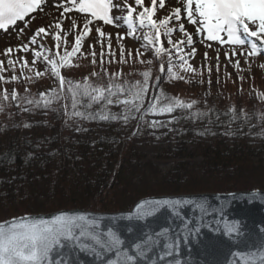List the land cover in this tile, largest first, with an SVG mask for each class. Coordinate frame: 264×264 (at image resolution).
Listing matches in <instances>:
<instances>
[{
  "label": "snow or ice",
  "instance_id": "snow-or-ice-1",
  "mask_svg": "<svg viewBox=\"0 0 264 264\" xmlns=\"http://www.w3.org/2000/svg\"><path fill=\"white\" fill-rule=\"evenodd\" d=\"M151 6H145L144 0H134L136 6L142 8L138 13L140 26L146 23L154 29V33H150L143 37L146 42L144 47L151 46L157 57L162 55L168 56L169 69L171 75L173 67L178 62L179 67L185 71H195L189 61L195 57L196 48L193 34L202 37L201 44L207 42H216L219 45L229 46V51L225 53L226 58L235 56L238 51L240 54H247L249 57L258 56L264 53V0H182V8L176 7L169 15L162 19H156L157 7L160 9L165 7V0H150ZM47 4V0H0V30L8 31L9 27L15 26L17 22L23 21L25 26L29 23L32 14L43 11V7ZM53 7L63 8L61 19L55 21L48 27L41 26L37 28L33 35L29 38L27 44L19 46L16 51L27 52L32 51L33 65L37 60L43 59L50 68L44 71H36L35 76L41 77L50 70L51 74L59 81V89L62 92L66 86V78L62 75V68H70L73 65L69 63L70 55L80 53L83 48V42L92 32L95 22H102L103 25H111L119 27L117 20L125 19L129 31L126 34H116L117 40L125 39L133 36L136 28L131 23L136 8L124 0V8L127 10L126 17H117L113 15L114 9H120V5L114 3V0H61L59 4H53ZM75 10L83 14L82 30L74 37V46L71 54L65 49L63 56L59 60L50 59L48 55H44V46L38 45L43 51L30 49L29 45H37V38L41 34L45 36L52 35L56 41V54L59 56L61 47V31L64 30L63 17L65 13ZM124 10V9H121ZM175 21L178 26H169ZM185 23L193 26V32L186 29ZM55 27L61 31L52 33L50 28ZM77 27L76 21L73 20L68 27V31H72ZM95 31L101 43V64L105 59L104 41L107 40V55L114 57L115 53L112 49V34L106 33L102 26H95ZM23 29L18 30V35ZM179 33L181 39L174 40V34ZM170 47H165V41ZM247 45V47H245ZM209 48L212 43H207ZM93 49L91 55L93 64H95L96 53L95 45L89 44ZM189 49L185 51V49ZM13 52L11 47L5 49V54L10 55ZM173 53L177 61L173 60ZM120 54L123 58L124 48L120 46ZM143 55L137 49V56ZM131 56V52H129ZM203 57L207 59L208 53L204 52ZM21 63V71L28 64L27 58H19ZM217 71H219V49L216 53ZM113 62L109 60V63ZM15 73V65L12 59L7 61ZM143 63V61H142ZM151 63V61H148ZM4 61H0L2 68ZM185 65H188L185 68ZM264 67V64L260 65ZM234 67L240 70V61L236 60ZM103 70V69H102ZM106 73V70H103ZM163 65L160 72L164 73ZM209 73L211 68L208 69ZM107 74V73H106ZM99 75V73H92ZM121 73H113L112 77H119ZM143 82H136L133 87L126 88L123 85L109 83L107 86L97 87L90 83H76L69 85L68 91L71 93L72 114L84 116L83 112L76 111L79 104L84 103L90 108L92 104H101L104 108L108 106H124L125 113L123 120L125 123L129 119L127 114L129 111L140 113L143 116L153 115L160 116L171 114L177 109H192L195 101L185 103L176 98H170L167 104L161 105L159 96H154L153 101L144 108V101L149 91V79L151 72H143ZM176 79H183L179 75H175ZM18 78L15 74L6 80V82L16 81ZM28 79H31L29 77ZM87 79V78H86ZM240 79H243L242 77ZM0 80H5L0 75ZM160 77L156 78L157 85ZM209 83H211L209 79ZM26 91H28L26 89ZM162 91V89H161ZM51 96L48 93H40L39 100L25 98L26 103L37 107L49 108L50 103L55 99H59V95L55 89H50ZM129 96L122 99L121 97ZM13 100L18 99V93L13 90L11 93ZM264 99V94L261 96ZM4 99H8L7 89L4 90ZM132 105L130 108L129 105ZM17 106H19L17 104ZM67 104L64 105L67 113ZM24 111H30L25 108ZM90 118H93L89 114ZM108 115L101 116L100 119L108 120ZM112 119L119 117L113 116ZM135 118V117H132ZM175 122V118L165 123L161 120L153 119L150 127L157 129L166 127L168 124ZM78 131L80 129H77ZM171 130V129H170ZM158 138V137H157ZM233 199L235 194H231ZM249 196L254 193L248 194ZM249 203H253L248 199ZM193 206L192 216H188L183 210ZM231 207V205H229ZM168 213L170 220L167 226L161 227L159 230L151 227V221L155 220L162 213ZM226 212H214L211 208L205 209L204 204L191 197H158L150 199H141L133 208L125 213L116 215H96L87 211H62L53 214L51 218H33L25 215L14 217L8 221L0 222V264H84L82 256L87 255L94 260V264H186V261L192 259L193 244L199 245L204 239L205 229L211 232L213 236L223 235L234 245H239L247 236L244 229V221L240 219L229 218L224 229L219 227L218 221L223 219ZM179 220L176 228L171 224ZM258 229L264 233V225H259ZM211 244V241H209ZM186 252L187 255L182 254ZM211 250V249H209ZM244 256H253L251 264H264V242L260 245H254L246 249L239 247L234 248L228 257L227 264H239ZM258 257V261L255 259Z\"/></svg>",
  "mask_w": 264,
  "mask_h": 264
},
{
  "label": "trees",
  "instance_id": "trees-1",
  "mask_svg": "<svg viewBox=\"0 0 264 264\" xmlns=\"http://www.w3.org/2000/svg\"><path fill=\"white\" fill-rule=\"evenodd\" d=\"M109 77L89 75L81 83L97 87L115 83L126 88L136 83L131 74ZM165 82L166 74H162L153 92ZM69 85L61 92L56 84L60 98L47 109L26 103V97L40 99L41 92L32 80L17 89L15 103L0 94V222L73 209L114 213L151 196L264 190V147L248 145L264 143L262 94H230L221 102L181 95L178 99L185 103L196 102L193 108L177 109L175 122L153 129L148 117L141 119L135 111L127 113L125 123L122 105L92 104L88 108L85 101L76 109L84 116L73 115ZM104 115L110 118L100 119ZM155 131L158 136L166 132L175 141L206 140V145L191 154L202 161L179 162L165 172L136 160L134 144L160 139L163 135L158 137ZM224 142L223 150L214 145Z\"/></svg>",
  "mask_w": 264,
  "mask_h": 264
},
{
  "label": "rangeland",
  "instance_id": "rangeland-1",
  "mask_svg": "<svg viewBox=\"0 0 264 264\" xmlns=\"http://www.w3.org/2000/svg\"><path fill=\"white\" fill-rule=\"evenodd\" d=\"M65 2H67V0H65ZM59 3H61V0H47V4L43 7V11L41 12L38 10L37 12L33 13L32 18H29V23L27 24V26H25L23 21H20L17 22L15 26L9 27L7 32L0 30V61H4L2 68H0V75H3L5 77V80H0V94L3 98L4 90L7 89L8 99H11V101L15 103L16 100H13L11 97L12 91H17L20 85L25 84L28 80H32L38 86V90L41 93L50 92V89H54V87H56V84L59 82L51 74L50 70L46 72L45 75L37 78L35 76L36 71H44L45 68H50V66L46 65L42 58L37 60L36 64L33 65L32 51H16L19 46L28 43L29 38L33 35V32L37 28L41 26L47 28L48 25L54 24L56 20L61 19V12L63 11V8H57L52 6L53 4ZM114 3L120 5V9H114L113 15L122 18L126 17L127 10L124 8V0H114ZM127 3L136 8V12L133 14V19L131 21V23L136 28L134 35L122 40L116 39L117 33L126 34L129 31L127 27L128 22L125 19L117 20V23L121 25L119 27L103 25L102 22H95L93 26H90L92 27V32L89 37L84 40L83 48L80 50V53L70 55L69 63L73 66L70 68L61 69L62 75L66 78V83H81L83 80H85L86 77H88L89 75L91 76L92 73H99L98 76H92H97L100 78L103 76H110L113 73H121V75L131 74L136 79L135 82L142 83L143 76L141 74L146 71L151 72V77L149 79V91L144 101V108H147L149 103L153 101L151 95L155 92H158V95L156 96L160 97L161 105L167 104L170 98L178 99V97H180L181 95L184 98L187 97L189 94L195 95L197 97L199 96L208 101L209 99H212L216 102H221L225 97L229 98L228 96H230V94H234L236 95V97L240 95L242 96L246 91H249V93H252L253 95L264 94V67L260 66L261 64H264V53H261L258 56L249 57L246 53L241 55L240 51H238L235 56L230 55V58H226L225 53L229 51V46L219 45L216 42H207L212 43V47L209 48L207 46V43L201 44L200 40L202 39V37H198L195 34H193V40L195 41L194 47L196 48V54L195 57L189 61L195 71H185L184 69H181L179 67L178 62H176L177 58L175 56V53H173V60L174 62H176L173 67V73L175 75L183 77V79H176L175 75H171L170 78V74L168 72V56L165 54L160 56L161 58L157 57L150 45L147 47L143 46L146 43L143 37L150 33H154V29H151L147 25V23L144 26H140L138 13L142 10V8L136 6L134 0H127ZM144 4L145 6H151L150 0H144ZM176 7L182 8L183 16L182 0H165V7L163 9H160L159 6L157 7L155 18L162 19L164 16L169 15ZM73 20L76 21L77 27L72 31H68V27ZM63 23V31H61L60 29H56L55 27L49 29V31L52 33L61 31V47L59 50V56H57L56 54V41L53 39L52 35L45 36L44 34H41V37L37 38V45H29V48L35 49L37 51H43L38 47V45L42 44L44 46V50H50L43 51V54L48 55L50 59L57 60H59L60 56H63L65 49H67V51L71 54L72 47L74 46V37L82 30V26L84 23L83 14H80L75 10L69 13H65V16L63 17ZM97 25L102 26L103 30L106 33L112 34L111 45L115 53L114 57H109L107 55V40L105 39L104 51L106 55L103 65L101 64L100 56L101 43L99 42V37L97 36V33L95 31V26ZM169 26L175 27L178 25L175 21H173L172 24H170ZM185 27L188 31L193 32V26L185 23ZM21 28L23 29V32L18 35V30ZM172 38L174 40H178L182 37L179 33H176L173 35ZM162 39L165 41V47H170L166 43L167 38L162 36ZM89 44L95 45V64H93L92 62L93 58L91 55L93 49L89 47ZM121 45H123L124 48L123 58L120 54ZM9 47L13 49V52L10 55H6L5 49ZM245 47H247V45H245ZM137 49H139L140 52L143 53V55L137 56ZM217 49H219V71H217L216 67ZM188 50L189 49L187 48L185 49V51ZM129 52H131V56H129ZM204 52L208 53L207 59L203 57ZM21 57L27 58L28 60V64L24 67L23 72L21 71L22 61L19 59ZM9 59H12V61L14 62L15 73H13L12 67H10L7 63ZM109 60H112L113 62L109 63ZM236 60L240 61L239 71L234 67ZM148 61H151V63H148ZM160 64H163V66H165L164 73L160 72ZM187 67L188 65H185V68ZM209 67L211 68L210 73L208 71ZM102 69L106 70L107 74ZM13 74H15L18 79L16 81L6 82V80H10ZM162 74H166V82L162 84L165 86L161 87L162 85H159V88H156L153 92L152 86L156 82V78L161 77ZM29 77H31V79H28ZM241 77L243 79H240ZM209 79L211 83H209ZM143 111L144 109H141L139 115H141ZM173 113L160 116L147 115L146 117H148L150 123L153 119L161 120L167 123V121L173 119ZM154 133L158 136V131H155ZM160 135H163L160 139H154L151 141H140L138 143H135L133 146L136 152L135 159L140 160L141 162L155 164L157 167H159L165 172L171 170L179 162H186L192 165L198 164L202 161L201 157L194 156L191 154L195 153L196 150L198 151L200 148L203 147V145H206V140H203L204 143H198L196 141H175L171 138H168V133L166 132H162ZM231 144L232 143L228 142V147H230ZM194 145L195 149L193 148ZM214 145L215 147L223 150L225 146H227V142L214 143ZM248 145L251 147H254L256 145V147L254 148L259 149L264 147V143L259 142H250L248 143ZM167 152L171 155L169 156ZM257 190L262 189H255L251 191ZM251 191H240V193ZM133 206L124 211L131 210ZM94 213L102 214L107 212Z\"/></svg>",
  "mask_w": 264,
  "mask_h": 264
},
{
  "label": "water",
  "instance_id": "water-1",
  "mask_svg": "<svg viewBox=\"0 0 264 264\" xmlns=\"http://www.w3.org/2000/svg\"><path fill=\"white\" fill-rule=\"evenodd\" d=\"M254 193V195L249 196L248 194ZM231 194H235V198ZM159 197H191L204 204L205 209L211 208L214 212H226V215L223 216V219L218 221L219 227L222 230L226 222H229V218L240 219L244 221V229L247 232V236L243 239L239 245L232 244L227 240L223 235L213 236L211 232H208L205 229L204 239L200 241L199 245L193 244L192 246V259L191 261H186V264H227V260L230 252L239 247L241 249H246L254 245H260L264 242V233L260 232L258 229L259 225H264V191L257 190L244 193H205V194H193V195H179V196H159ZM158 198V197H149ZM248 199H251L253 203H249ZM231 205V207H229ZM68 211V210H63ZM71 211H87V210H70ZM130 211V210H129ZM188 216H192L195 219L193 213V206H188L183 210ZM62 212V211H60ZM60 212L52 214H40V215H28L33 218H51L53 214H58ZM90 212V211H87ZM124 212L118 213H102L96 215H116ZM172 217L168 216V213H162L155 220L151 221V227L153 229L159 230L163 226H167L172 220ZM179 224V220H176L175 223L171 224V227L176 228ZM211 241V244H209ZM211 249V250H209ZM182 254L187 255L186 252ZM84 261V264H94V260L89 258L87 255L81 257ZM253 256H244L241 258L239 264H251ZM258 261V257H255Z\"/></svg>",
  "mask_w": 264,
  "mask_h": 264
}]
</instances>
